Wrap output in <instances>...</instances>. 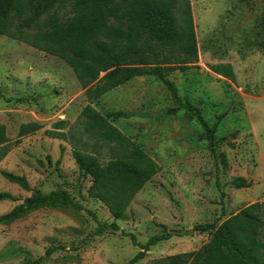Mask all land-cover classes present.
Instances as JSON below:
<instances>
[{
  "label": "rangeland",
  "instance_id": "374dc122",
  "mask_svg": "<svg viewBox=\"0 0 264 264\" xmlns=\"http://www.w3.org/2000/svg\"><path fill=\"white\" fill-rule=\"evenodd\" d=\"M198 60L186 71L168 75L179 96L195 105L214 141L197 119L175 108L157 76L137 77L101 96L94 105L132 142L160 165V172L134 197L119 231L97 235L115 219L89 196L92 184L74 159V151L102 165L125 159L128 151L104 140L103 128L82 116L103 82L83 87L63 60L26 43L0 35V216L37 192L63 189L82 204L53 200L0 223V264H127L155 235L170 233L138 264L199 250L212 232L176 234L196 225L222 222L241 208L264 202V0H190ZM181 19V17H180ZM221 66L222 74L212 70ZM231 66L234 79L226 75ZM104 76L102 73L100 79ZM97 103V104H96ZM121 111L124 117L112 114ZM65 121L64 126L59 122ZM41 128L20 135L22 124ZM213 146V148H211ZM59 161V163H57ZM24 176L31 189L11 183L3 172ZM252 182L236 189L234 179ZM264 235V233H263Z\"/></svg>",
  "mask_w": 264,
  "mask_h": 264
},
{
  "label": "trees",
  "instance_id": "16d2710c",
  "mask_svg": "<svg viewBox=\"0 0 264 264\" xmlns=\"http://www.w3.org/2000/svg\"><path fill=\"white\" fill-rule=\"evenodd\" d=\"M0 35L60 58L72 68L83 87L99 80L103 82L83 109L82 116L104 129V140L116 142L129 154L125 159L102 165L96 157L74 151L79 168L92 180L89 196L101 201L115 219L112 223L101 224L97 235L120 230L117 220L125 218L134 197L161 170L155 159L109 124L92 106L101 96L134 78L157 76L167 86L175 104L168 112L173 114L184 109L190 119H197L213 143L217 124L210 126L199 108L184 101L177 86L168 79L170 72L186 71L198 60L190 0H0ZM212 70L222 74L221 66H213ZM102 73L104 76L100 79ZM226 74L234 79L231 66H227ZM112 115L115 118L125 116L121 111ZM65 124V121L59 122L60 126ZM40 128L36 122L22 124L20 135ZM0 136L4 137L3 130ZM3 157L0 156V160ZM3 176L25 190L31 189L24 176L6 171ZM233 186L249 188L252 182L238 177ZM3 200L16 201V198L1 193L0 201ZM53 200L84 209L66 190L58 189L48 194L37 192L1 215L0 223L14 221L28 209ZM160 226L165 232L153 236L145 244H138L132 236L140 250L127 264H138L151 247L170 238L166 226ZM194 229L201 233L212 232L209 242L199 250L167 256L153 264H264V202L251 203L222 222L199 224ZM53 251V248L48 249L32 264H39Z\"/></svg>",
  "mask_w": 264,
  "mask_h": 264
},
{
  "label": "water",
  "instance_id": "95a60500",
  "mask_svg": "<svg viewBox=\"0 0 264 264\" xmlns=\"http://www.w3.org/2000/svg\"><path fill=\"white\" fill-rule=\"evenodd\" d=\"M195 232V229H190V230H180V231H177L176 234L179 235V236H188L192 233Z\"/></svg>",
  "mask_w": 264,
  "mask_h": 264
},
{
  "label": "crops",
  "instance_id": "0c3cea01",
  "mask_svg": "<svg viewBox=\"0 0 264 264\" xmlns=\"http://www.w3.org/2000/svg\"><path fill=\"white\" fill-rule=\"evenodd\" d=\"M134 79H135V78H134ZM94 104H95V103H94ZM94 104H92V106L96 109V107H95L96 105H94ZM96 104H97V103H96ZM96 110H97V109H96ZM97 111H98V110H97Z\"/></svg>",
  "mask_w": 264,
  "mask_h": 264
}]
</instances>
